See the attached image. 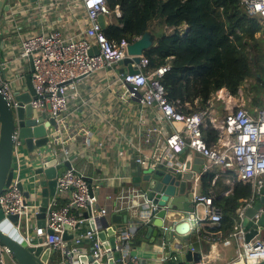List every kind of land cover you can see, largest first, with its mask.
I'll list each match as a JSON object with an SVG mask.
<instances>
[{
    "label": "built area",
    "instance_id": "built-area-1",
    "mask_svg": "<svg viewBox=\"0 0 264 264\" xmlns=\"http://www.w3.org/2000/svg\"><path fill=\"white\" fill-rule=\"evenodd\" d=\"M81 2L88 24L78 33L50 29L26 37L21 42L20 56L30 57L32 64L30 75L35 96L28 103L37 115L44 112L46 120L55 119V126L46 132L51 147H34L30 158L28 157V169L33 178L36 176L35 168L38 169L46 158H56L57 163L70 162L68 152L63 146L65 139L60 127L66 122L64 114L68 109V101L71 95L76 93L79 82L100 69L131 57L127 52L130 42L122 39L119 43H111L100 27L98 15L111 14L106 0ZM240 3L249 15L264 22V0H240ZM93 49L96 53L92 52ZM148 64V59L141 54L139 62L133 64L136 73L121 75L120 82L125 87L121 97L136 99L142 108L154 106L159 112L155 121L162 126L169 125L170 132L165 134L161 126L148 129L145 142L150 141L151 135L155 136V144L161 143L159 135L163 136L164 142L161 148L155 149L154 152L135 149V163L148 168L150 173L159 166L182 173L184 164L178 161V153L187 148L204 158L203 172L210 171L213 167H221L232 170L237 181L251 183L253 193L238 209V222L232 233L238 247L229 264H255L264 260V240L255 238L246 242L242 230L246 210L253 205L255 193L263 182L261 177H264V107L255 108L253 113H249L245 108L233 106L224 96L217 98L216 94L221 91L219 90L214 99L223 104L226 111L223 117H218L215 109L183 113L167 100L161 83V78L170 68L169 65L150 69ZM3 65L0 61V91L10 107L15 109L18 106L15 90L2 74ZM223 91L232 99L226 89ZM206 128H213L218 132L216 141L211 145L203 135V129ZM87 134L89 135L88 131ZM13 136V176L10 185L0 194V207L4 215L18 216L15 228L28 245H42L52 251L48 264H80V255H90L98 264H108V255L113 250L103 246L98 233L110 225L108 222L101 223L102 219H107L109 211L106 207H96L97 191L102 185L114 180L115 175L92 177L88 182L85 175L73 166L58 174L55 177V194L50 197L45 211L44 227H39L36 223L40 213L41 188L38 180L24 186L25 177L21 171V161L26 147L19 138L18 128ZM68 138L71 140L73 137ZM62 152L63 159H60ZM199 179L200 176L189 180L183 194L173 187L172 193H167L166 199L162 200V206H158L172 209L185 202L192 203L193 210L188 212L187 217L174 221L172 226L174 230L177 226L190 225L193 232L185 233L182 230L177 234L182 237L199 233L204 225H217L222 218L221 210L213 203V195L200 190L202 184ZM64 193H69L70 200L59 204L60 196ZM147 194L152 200V191L146 192L145 196ZM145 196V202L136 203L135 206L147 205L149 201L145 200ZM150 205L152 210L157 212L159 208L154 204ZM88 206L91 208V214L84 217L82 212ZM258 216L259 212L252 217L254 222ZM90 220L95 221L94 228L88 225ZM193 224L196 229H193ZM113 226L116 231L114 250L119 252L115 264H139V256L132 254L133 251H138L132 239L139 223L136 225L127 220ZM48 229L52 231L51 234L47 233ZM64 233L70 238L64 239ZM38 240H41V243H38ZM230 242L228 239L223 241V244L227 246ZM190 250L193 248L190 247ZM53 254H58V259H53ZM5 258L8 259V264H18L9 250L0 243V264H6ZM210 261L209 253L186 264H210ZM174 262H178L175 257Z\"/></svg>",
    "mask_w": 264,
    "mask_h": 264
},
{
    "label": "crops",
    "instance_id": "crops-1",
    "mask_svg": "<svg viewBox=\"0 0 264 264\" xmlns=\"http://www.w3.org/2000/svg\"><path fill=\"white\" fill-rule=\"evenodd\" d=\"M3 5H8L9 10H3L0 19V61L4 63L2 74L16 93H24L27 90L26 76L31 74L32 68L31 58L20 56L21 42L26 36L29 37L50 29L78 33L88 23L81 0H4ZM112 21L113 18L107 15L108 25ZM122 69L126 71L127 67L122 62L115 63L82 79L76 93L71 95L68 101V109L64 114L66 122L60 129H63L62 137L65 139L63 146L68 152L70 165L83 173L86 179L104 176V174L115 175L114 180L102 185L97 191L96 207L108 209L107 222L112 226L117 224L112 223L110 219L111 214L115 212V214L126 217L133 224H144V234L156 213L150 204H154L156 207L162 206V200L166 199L167 193H172L173 186L179 190V186L173 184V186L167 185L166 188L151 189L149 181L153 178L152 175L162 176L167 173L168 167L159 166L150 173L148 168L140 166L134 161L137 155L135 149L140 148L145 152H154L155 149H160L164 142L162 135H159V139H161L159 145L155 144L154 135H151L149 142H145L148 129L161 126L165 134L169 133L170 129L169 125L162 126L155 121L159 112L154 106L142 108L136 99L121 97L125 87L120 82V78L123 73H126L122 72ZM227 97L226 100L230 98ZM70 136L73 137L71 140L68 138ZM190 152L193 158L201 157ZM30 156L31 151L26 148L21 161L25 187L26 184L38 180L37 174L35 178L30 176L28 169V157L30 158ZM201 158L202 162L199 160L197 162L200 172H194L192 179L200 176L199 180L202 184V175L209 171L203 172L205 163L204 158ZM60 159H63V152ZM35 169L37 170V168ZM65 170V168L61 169L59 174ZM211 170H214L216 174L213 181L217 178L219 183L214 188V192L211 189L208 193H221L222 195L230 193L234 183L237 182L234 176L225 175V169L221 167H213ZM149 173L152 174L150 179H144L145 175ZM187 182L186 187L189 184ZM225 186L227 189L223 190ZM200 190L204 193L202 185ZM148 191L153 193L152 200L148 194L145 196ZM142 193L144 195L141 196ZM39 195L41 198V193ZM144 196L149 203L135 206L136 203L145 202ZM69 200V193H64L60 196L59 204ZM188 212L181 209L178 214H181V218H183L187 217ZM175 235L177 234L172 235L173 239H175ZM228 239L231 242L225 246L223 241ZM193 242L199 243L201 256L205 257L210 253V264H229L238 247L232 234L221 240L218 237L215 238L211 232L205 234L201 230L183 242L182 251L187 252ZM161 244L159 240L154 245L143 242L141 237L139 246L135 247L139 256L147 258L148 264L153 259H156L157 264H174V257L179 264L187 263L184 254L179 255L181 248L167 247ZM155 250L158 252L157 257L151 255Z\"/></svg>",
    "mask_w": 264,
    "mask_h": 264
},
{
    "label": "trees",
    "instance_id": "trees-1",
    "mask_svg": "<svg viewBox=\"0 0 264 264\" xmlns=\"http://www.w3.org/2000/svg\"><path fill=\"white\" fill-rule=\"evenodd\" d=\"M106 4L113 18L103 30L109 42L125 39L132 43L146 32L153 36L143 55L150 69L171 67L161 83L167 100L179 111L215 109L218 117H223L226 111L214 99L215 93L224 88L237 96L248 79L251 103L246 110L253 113L254 107H264V24L249 15L240 0H106ZM217 133L213 128L203 129L209 145L216 141ZM224 172L234 176L232 170ZM215 175L214 170L202 175L204 193L214 192L219 183L217 178L213 181ZM252 193V184L241 181L235 182L227 195L211 193L222 218L220 225H204V233L211 232L221 240L230 236L238 222L239 207ZM143 229L136 230L133 245L139 246ZM56 258L58 254H53Z\"/></svg>",
    "mask_w": 264,
    "mask_h": 264
},
{
    "label": "water",
    "instance_id": "water-1",
    "mask_svg": "<svg viewBox=\"0 0 264 264\" xmlns=\"http://www.w3.org/2000/svg\"><path fill=\"white\" fill-rule=\"evenodd\" d=\"M35 1V0H32ZM4 0H0V19L2 11H8L9 6L3 5ZM106 14H99L97 20L102 30L108 27L106 22ZM0 35H1V20H0ZM153 36L146 32L141 37L137 38L134 42L130 43L127 47V52L131 57H126L122 60V63L127 67L126 71L122 69V72L128 74L136 73L133 64L139 62V55L143 54L144 50L151 46L153 43ZM92 52L96 53L93 49ZM32 69V68H31ZM27 90L24 93H14L15 100L17 101V108L12 109L8 100L2 95L0 91V194L10 185L13 176V149H14V131L19 129V138L25 145L28 151H31L34 147L47 145L51 147L46 136L47 129H52L55 126V119L49 118L44 112L37 116L35 110L32 109L28 103L34 98V90L31 84V75L26 76ZM131 88V86H129ZM35 138V139H34ZM199 158V157H198ZM202 162V158H193V155L187 148L182 149L178 153V161L184 164V171L182 173H176L174 169L167 168V173L164 175L148 174L144 179H150V188H164L167 185H178V192L183 194L186 191V182L192 179L193 173H199L200 169L197 166V162ZM196 163V164H195ZM71 167L68 161L64 163H57L56 158H46L42 165L35 171L38 175V185L41 188V203L40 213L37 215V226L44 227V216L47 209L50 197L55 194L56 179L60 170ZM90 182V179L87 178ZM174 187V186H173ZM159 208V207H158ZM192 211V203L185 202L179 204L177 208L165 209L159 208L155 213V217L146 228L145 233L142 236L143 242L154 245L158 240L161 241L162 246H168L174 241L172 235L174 232L179 234L184 227H175L173 216L178 214L179 210ZM259 212V216L254 222L252 217ZM91 214V208L88 206L83 213L84 217H88ZM111 222L120 224L123 221H127L126 217L120 214H111ZM17 215L5 216L0 207V243L4 245L18 264H48L52 251L48 247L42 245H28L18 233L15 225H17ZM101 223H107V219H102ZM89 226L95 227V221L90 220ZM144 224L140 223L137 230L142 228ZM115 226L109 225L98 233L99 239L103 241L104 247H111L112 253H109L108 264H115V260L119 258V252L114 250V238H115ZM69 229V227H66ZM242 230L244 232V240L246 242L255 238L264 240V177L262 185L258 188L254 196V203L246 210V218L242 222ZM48 234H51L50 229L47 230ZM64 239L70 237L64 233ZM41 243V240H38ZM193 247V251L190 250ZM179 255L184 254L186 262L197 261L201 257L199 243L193 242L189 246V250L184 253L182 248L179 250ZM138 251H133L132 254L138 255ZM157 250L152 251L153 257L158 256ZM139 256V255H138ZM80 264H98L94 261L90 255H80ZM179 264V262H177ZM174 262V264H177ZM139 264H148L146 257L139 256ZM150 264H157L156 259H153ZM255 264H264V260Z\"/></svg>",
    "mask_w": 264,
    "mask_h": 264
},
{
    "label": "rangeland",
    "instance_id": "rangeland-1",
    "mask_svg": "<svg viewBox=\"0 0 264 264\" xmlns=\"http://www.w3.org/2000/svg\"><path fill=\"white\" fill-rule=\"evenodd\" d=\"M260 22L262 24H264L263 21H260ZM250 83H251L250 79L246 80L242 84V86L239 88L238 95L234 96V97L232 96L233 101L231 103H233V106H236V108H245V109L249 108L250 103H251V96H248V88H249ZM220 96H221L220 93L216 94L217 98L220 97ZM255 108H257V107H254V109ZM181 217H182L181 214H174L173 219L178 221ZM189 237H191V236L182 237V236H179V235H175L174 241L172 243H170L167 247L175 246V247L182 248L183 242ZM5 263L8 264V259L7 258H5Z\"/></svg>",
    "mask_w": 264,
    "mask_h": 264
},
{
    "label": "bare ground",
    "instance_id": "bare-ground-1",
    "mask_svg": "<svg viewBox=\"0 0 264 264\" xmlns=\"http://www.w3.org/2000/svg\"><path fill=\"white\" fill-rule=\"evenodd\" d=\"M119 20H120V19H119ZM112 26H113V25H112ZM120 26H121V25H120ZM26 37H27V36H26ZM121 40H122V39H121ZM119 63H121V62H119ZM170 68H171V67H170ZM169 70H170V69H169ZM108 71H109V70H108ZM219 93H220L221 96H224L225 98H228L227 95L224 93L223 90H221ZM228 101H231V102H232L233 99L229 98ZM181 108H182V107H181ZM183 109H184V108H183ZM190 111H191V110H190ZM193 153H194V152H193ZM229 171H230V170H229ZM232 173H233V172H232ZM243 204H244V203H243ZM180 211H181V210H180ZM114 213H115V212H114ZM237 217H238V216H237ZM219 225H220V223H219ZM186 226H187V225H184V228H183L184 231H183V232H185V233H187L188 231L193 232V230H191L190 225L187 226V227H186ZM195 227H196V225L193 224V229H196Z\"/></svg>",
    "mask_w": 264,
    "mask_h": 264
}]
</instances>
